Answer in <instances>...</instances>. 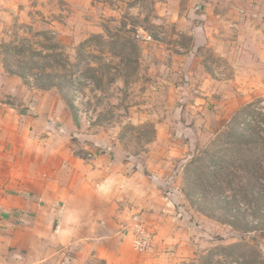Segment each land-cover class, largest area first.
<instances>
[{
	"label": "rangeland",
	"instance_id": "1",
	"mask_svg": "<svg viewBox=\"0 0 264 264\" xmlns=\"http://www.w3.org/2000/svg\"><path fill=\"white\" fill-rule=\"evenodd\" d=\"M198 1L28 0L24 14L1 10L0 83L19 84L6 99L24 105L17 111L43 103L60 133L70 125L76 152L111 146L135 157L159 201L149 218L130 213L122 232L144 218L146 264H264V41L234 45L249 31L224 28V2L259 4L264 22V0L222 1L215 32L210 0Z\"/></svg>",
	"mask_w": 264,
	"mask_h": 264
},
{
	"label": "crops",
	"instance_id": "2",
	"mask_svg": "<svg viewBox=\"0 0 264 264\" xmlns=\"http://www.w3.org/2000/svg\"><path fill=\"white\" fill-rule=\"evenodd\" d=\"M27 1L0 0V11L24 14ZM222 1L206 3L214 32L220 28ZM224 4V28L249 31L248 36L233 37L231 44L244 43L245 37L249 43L264 41V34L259 37V24H264L259 20V4ZM261 64L264 67V54L259 53ZM2 76L0 264H95L99 260L103 264H146L143 252L133 247L132 233L122 232L130 213L142 210L149 218L153 202L159 201L153 197L145 171L135 168V157L121 158L111 146L90 154L76 152L70 125L60 133L57 129L62 123L51 120L43 103L17 111L24 105L6 99L17 96L19 84L10 85L14 77ZM141 217L137 215L134 221ZM130 252L140 254L138 262Z\"/></svg>",
	"mask_w": 264,
	"mask_h": 264
},
{
	"label": "built area",
	"instance_id": "3",
	"mask_svg": "<svg viewBox=\"0 0 264 264\" xmlns=\"http://www.w3.org/2000/svg\"><path fill=\"white\" fill-rule=\"evenodd\" d=\"M130 230L133 234V247L140 252H144L149 249L152 237L151 234L142 227L140 221L137 220Z\"/></svg>",
	"mask_w": 264,
	"mask_h": 264
}]
</instances>
